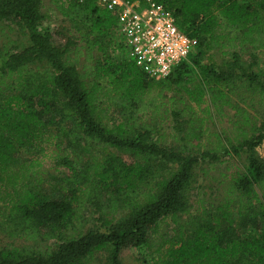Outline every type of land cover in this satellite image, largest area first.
<instances>
[{
    "label": "trees",
    "instance_id": "16d2710c",
    "mask_svg": "<svg viewBox=\"0 0 264 264\" xmlns=\"http://www.w3.org/2000/svg\"><path fill=\"white\" fill-rule=\"evenodd\" d=\"M154 1L195 41L160 79L99 0H52L66 33L43 25V0H0V264H122L130 246L150 264H264V0ZM47 149L67 174H37ZM222 163L216 212L181 222ZM162 224L174 233L152 240Z\"/></svg>",
    "mask_w": 264,
    "mask_h": 264
},
{
    "label": "built area",
    "instance_id": "2783aa9c",
    "mask_svg": "<svg viewBox=\"0 0 264 264\" xmlns=\"http://www.w3.org/2000/svg\"><path fill=\"white\" fill-rule=\"evenodd\" d=\"M118 18L126 55L144 74L164 78L194 48V38L175 23L170 9L154 0H99Z\"/></svg>",
    "mask_w": 264,
    "mask_h": 264
},
{
    "label": "rangeland",
    "instance_id": "374dc122",
    "mask_svg": "<svg viewBox=\"0 0 264 264\" xmlns=\"http://www.w3.org/2000/svg\"><path fill=\"white\" fill-rule=\"evenodd\" d=\"M43 8L42 11L46 13L47 17L43 21V25L51 31L57 32L60 31L62 33H66V28H70V24L67 20H64L62 16L54 9L52 4V0H43ZM12 37H14L13 33H10ZM116 42H122V37L119 35H115ZM2 37L0 38V41ZM53 40L55 43H61L63 40L57 34H54ZM215 58H218L217 54L215 53ZM259 60H264V52H260ZM85 55L83 52L78 54V68L81 69L85 64ZM255 110L259 111L261 115L264 111V106L258 107L255 106ZM264 115V114H262ZM214 128L220 129L221 126H225L226 123H220L217 119L214 120ZM261 153V149H258ZM26 154H30L31 151L24 150ZM45 157L42 159L41 166L38 168L39 175L46 177L49 174H57V172L53 169L52 162H51V149H47ZM123 159H127L126 156H122ZM243 158L241 157H230L228 161L231 162V169H234L236 166L241 167L243 165ZM227 160V159H226ZM226 163H222L217 165L214 169L210 170L207 175H199L197 178L196 183L194 184V189L192 191V208H191V215H184L181 222L186 221L189 217H198L201 218L205 213H215V207L217 206V202L223 198L225 191V181H222V177L219 176L221 171H224ZM234 167V168H233ZM61 173L57 175L64 176L67 174L66 170L60 169ZM56 182V181H55ZM56 185L52 183L51 185L47 186V193L48 197H52L56 195ZM199 199H203L201 203H199ZM204 211V212H203ZM202 215V216H201ZM192 226L188 227L187 231H190ZM174 225H165L162 224L159 226L157 233H154L152 236V240L160 239L161 237H165L167 235L173 234ZM11 241L9 237L0 233V246L4 245L5 243ZM149 249L147 247H136L130 246L126 247L121 252V262L122 264H150V255L148 254ZM104 263V253L96 254L93 259H91L87 264H103Z\"/></svg>",
    "mask_w": 264,
    "mask_h": 264
}]
</instances>
